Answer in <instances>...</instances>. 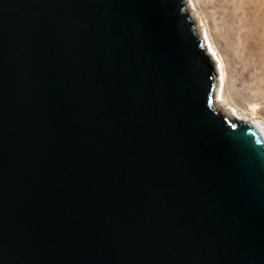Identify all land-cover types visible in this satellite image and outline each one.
Masks as SVG:
<instances>
[{
	"label": "water",
	"instance_id": "1",
	"mask_svg": "<svg viewBox=\"0 0 264 264\" xmlns=\"http://www.w3.org/2000/svg\"><path fill=\"white\" fill-rule=\"evenodd\" d=\"M216 86L183 0H0V264H264Z\"/></svg>",
	"mask_w": 264,
	"mask_h": 264
},
{
	"label": "rangeland",
	"instance_id": "2",
	"mask_svg": "<svg viewBox=\"0 0 264 264\" xmlns=\"http://www.w3.org/2000/svg\"><path fill=\"white\" fill-rule=\"evenodd\" d=\"M188 4L200 16L203 48L222 61L218 72L213 63L218 99L238 120L253 117L264 124V0Z\"/></svg>",
	"mask_w": 264,
	"mask_h": 264
},
{
	"label": "bare ground",
	"instance_id": "3",
	"mask_svg": "<svg viewBox=\"0 0 264 264\" xmlns=\"http://www.w3.org/2000/svg\"><path fill=\"white\" fill-rule=\"evenodd\" d=\"M184 1V5H185V8H186V11L188 12V17H189V20L193 23L194 25V28H195V34L198 36V38H202V35H203V31L204 29H202V27L199 25V22L200 21V16L199 14L196 12V11H193L191 6H189L188 4V0H183ZM205 52L207 53L206 49H205ZM208 53L211 55L212 59L210 58L212 64L214 63V66L216 67L214 70L216 72H218L219 70V66H222V61L221 59L217 58H213V52H209L208 50ZM208 55V54H207ZM209 56V55H208ZM210 57V56H209ZM215 57V56H214ZM217 59V60H215ZM217 82V80H216ZM217 86H216V94H215V98H214V101H213V105L216 109V111L220 112L225 118H227L228 120H232V121H241V122H244V123H247V124H252L254 125L257 130L259 131V133L261 134V136L263 137L264 139V124H262L260 121H257L255 119L250 118V119H247V120H242V119H237L235 116L233 117L232 114H230L229 112V109L225 107V104L220 101V99H218L217 97Z\"/></svg>",
	"mask_w": 264,
	"mask_h": 264
}]
</instances>
